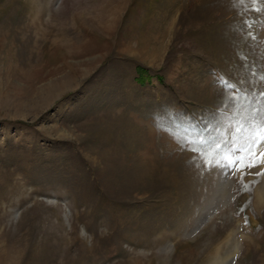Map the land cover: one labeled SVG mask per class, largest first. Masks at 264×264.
Returning <instances> with one entry per match:
<instances>
[{
	"label": "rangeland",
	"instance_id": "obj_1",
	"mask_svg": "<svg viewBox=\"0 0 264 264\" xmlns=\"http://www.w3.org/2000/svg\"><path fill=\"white\" fill-rule=\"evenodd\" d=\"M261 93L264 0H0V264H264Z\"/></svg>",
	"mask_w": 264,
	"mask_h": 264
},
{
	"label": "snow or ice",
	"instance_id": "obj_2",
	"mask_svg": "<svg viewBox=\"0 0 264 264\" xmlns=\"http://www.w3.org/2000/svg\"><path fill=\"white\" fill-rule=\"evenodd\" d=\"M261 96L264 97V93H261ZM235 99V97H233ZM264 113V109L260 110ZM264 116L261 117V120H253L252 123L255 125V132L252 137H249L251 145L255 146V151L253 148L247 145H241L239 151H247L249 153V163L245 167L253 168L257 167V164H264ZM235 132L239 134L242 131H245L243 126H238L234 128ZM243 169H241L242 171ZM262 173H257L260 175Z\"/></svg>",
	"mask_w": 264,
	"mask_h": 264
},
{
	"label": "trees",
	"instance_id": "obj_3",
	"mask_svg": "<svg viewBox=\"0 0 264 264\" xmlns=\"http://www.w3.org/2000/svg\"><path fill=\"white\" fill-rule=\"evenodd\" d=\"M138 69H139L140 72H143V71L145 72V70H146L145 68H143V67H141V66H139ZM139 78L141 79L140 76L138 77V79H139Z\"/></svg>",
	"mask_w": 264,
	"mask_h": 264
}]
</instances>
